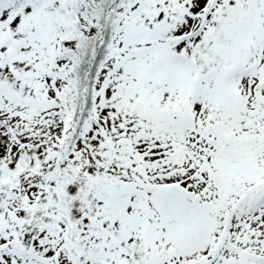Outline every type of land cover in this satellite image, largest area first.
<instances>
[{"label":"snow or ice","instance_id":"6c2138e0","mask_svg":"<svg viewBox=\"0 0 264 264\" xmlns=\"http://www.w3.org/2000/svg\"><path fill=\"white\" fill-rule=\"evenodd\" d=\"M0 264H264V0H0Z\"/></svg>","mask_w":264,"mask_h":264}]
</instances>
